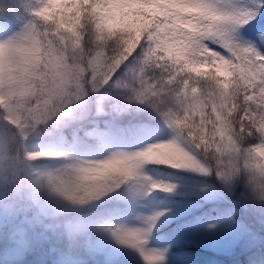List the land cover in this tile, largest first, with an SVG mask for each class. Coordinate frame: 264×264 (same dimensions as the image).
<instances>
[{"label":"snow or ice","instance_id":"6c2138e0","mask_svg":"<svg viewBox=\"0 0 264 264\" xmlns=\"http://www.w3.org/2000/svg\"><path fill=\"white\" fill-rule=\"evenodd\" d=\"M21 3L0 0V21L20 11ZM188 11L196 14L189 18ZM262 13L264 0L230 5L222 0H38L30 11L33 18L19 31L10 25V34L0 39V115L8 121L0 136V183L12 177L17 191L30 188L39 206L30 223H41L53 210L44 194L55 199L57 213L79 211L130 180H151L141 174L148 162L186 159L187 169L211 175L205 160L192 154L208 150L217 153L218 175L227 187L238 189L241 176L246 179L249 190L241 202L264 217V204L258 203L264 202V32L259 43L242 34ZM193 21L195 31L182 26ZM209 40L225 51L211 48ZM137 58L131 83L117 79L115 87L127 90L128 101L158 112L176 133L171 140L133 153L115 152L102 161L28 147L43 126L85 99L89 87L98 92ZM50 158L69 161L66 171L33 167L32 162ZM177 187L170 183L169 193ZM201 191L206 199L214 193ZM0 202L9 217L21 210L7 185L0 188ZM171 213H157L152 234L173 218ZM231 215V210L223 213L208 228L215 232ZM143 217L135 219L141 223ZM82 227L71 219L67 223L70 233ZM93 227L138 250L147 264L167 260L166 249L149 247L152 234L146 237L141 226L113 220ZM33 236L29 230L17 238L27 245ZM62 264H75V258L65 254Z\"/></svg>","mask_w":264,"mask_h":264},{"label":"trees","instance_id":"16d2710c","mask_svg":"<svg viewBox=\"0 0 264 264\" xmlns=\"http://www.w3.org/2000/svg\"><path fill=\"white\" fill-rule=\"evenodd\" d=\"M7 3L8 0H3ZM38 0H22L20 11H13L7 21H0V34L12 29L20 28L24 22L33 17L30 11L37 4ZM226 5L247 3L248 0H222ZM196 13L187 12V17ZM193 23H195L193 21ZM182 25L187 31L192 32L195 28ZM196 25V24H195ZM264 32V13L253 23L242 29V34L246 39L259 43V35ZM182 46V42L178 44ZM211 48L219 51H225L222 47L212 44ZM138 58L130 60L121 67L113 81L101 90L100 94H93L87 99V102H79L71 105L65 113H61L48 125L42 127L39 134H35L27 144L28 147L38 150L61 151L76 147L81 153L92 154L103 150L108 143L107 136L110 139L124 145H135L149 137H154L161 133L173 132L167 126V123L158 112L147 105L132 103L126 99V91L123 88L115 87V80H128L131 77L132 70L137 67ZM103 109V111H102ZM71 113V115H68ZM8 121L0 115V136L6 134ZM87 132H95L94 137H86ZM176 135V133H175ZM168 141L163 138L161 142ZM186 150L192 151L190 145L181 144ZM193 155L200 159L199 153L193 151ZM33 167L38 171L56 172L65 167L69 161L63 159H44L32 162ZM150 169L159 178H184L185 180L197 183H208L218 192L220 186L214 179L205 176L194 169H178L166 164H157L155 162L146 163ZM136 181L130 180L121 185L118 189L98 200L84 206L81 210L74 213L73 222L81 220H90L91 225L85 230L79 232L81 245L74 249L86 247L87 254L92 259H98L102 262V255L98 253L99 248L95 244L101 237L106 235V231L99 230L93 225L97 223L118 220L129 217L136 213L134 203V188ZM243 186L237 189L236 195L227 199L212 197L206 199L204 194H196L190 189L179 188L174 192L166 193L160 190L149 192L150 201L158 205H181L189 201H199L201 204L190 212L178 211L173 218L167 222L158 225L154 230V235L160 240L169 239L170 236L182 228L195 226L199 223H206L213 219H218L223 213L232 211L230 225L232 232L211 237L204 241L190 239L176 242L171 245L170 251L186 264H264V217L256 210L244 207L241 202L240 192ZM42 200L55 206V199L44 194ZM240 202H237V201ZM0 264L9 253L14 241L9 239L10 228L13 224H18L19 220L9 217L0 210ZM240 225L243 228L239 227ZM40 243L35 236L32 237L37 242L34 249L24 258L7 262L5 264H62V258L65 253L61 248H68L67 239L60 241L55 236ZM235 242L232 249H228L225 244ZM93 253V254H91ZM93 255V256H92ZM75 264H83L84 259L75 256ZM115 259L116 264H140L130 249L122 252ZM105 264H115V260Z\"/></svg>","mask_w":264,"mask_h":264},{"label":"rangeland","instance_id":"374dc122","mask_svg":"<svg viewBox=\"0 0 264 264\" xmlns=\"http://www.w3.org/2000/svg\"><path fill=\"white\" fill-rule=\"evenodd\" d=\"M184 15H187V12H185ZM188 26L190 28H195L196 25L195 23L192 22ZM19 30L20 28L14 29V31H19ZM8 34H10L9 31L2 32L0 34V39H3ZM247 40L251 41L250 38ZM212 44H215V42L213 41L209 42L210 47L212 46ZM262 50H264V48H262ZM0 112H2V109H0ZM174 136H175V133H173L172 131L165 132V133L156 135L154 137L147 138L144 141L139 142L135 145H124V144L117 142L116 140L110 139L107 136V139L109 140L108 143L106 144L103 150L97 151L95 154L85 155L81 153L76 147L72 149H68V150H61V151L69 152L78 159L87 160V161H99V160H103L109 157L112 153H115V152L133 153L136 151L143 150L146 146L150 144L161 142L163 138L171 140ZM39 148L40 147L38 146L37 149ZM43 148L49 150L46 145H44ZM141 174L143 177H148L152 181H155V182L163 181L166 183L176 184L178 185L179 188L190 189V190L195 191L196 194H200V195L202 194V191H201L202 189H205V188L214 189L208 183L193 184L192 182H189L185 180L184 178H171V177L159 178L146 164L141 169ZM134 190L135 192H134L133 200L136 205V213L129 217H124V218L115 220L116 223L126 222L128 226L130 227H139L141 226V223L140 221L135 219V217L137 216L150 215L154 212L162 211L165 209H171L172 210L171 215L174 216V214L180 210L190 212L201 204L199 201H195V200L189 201L181 205L153 204L150 201L149 193L144 192V185L142 183L137 182ZM212 197L221 198L222 196L220 195V192H218L217 190H214ZM112 221H108V222H112ZM217 221L218 219H213L206 223H199L195 226L182 228L179 231L175 232L173 235H171L170 238L167 240L158 239L157 237H155L154 232H153L152 240L149 244V247L153 249H158V250L166 249L167 250L166 252L167 264H186L171 253L170 246L173 243L180 242V241H186L190 239H195L197 241H204L208 238L221 236V235H224V234H227L233 231L230 225V221H228L225 224H220L218 229L215 232L208 228L209 223H217ZM74 223H79L83 226L81 231L85 230L92 224L90 220H81V221L74 222ZM104 223H107V222H102V223L98 222L97 224H104ZM1 224H2V221L0 225ZM55 237L59 239L60 241H62L63 239H66L63 237H57V236ZM36 244L37 242H34L33 239L27 245L22 244L20 241H14L9 250V253L3 259L2 264L24 258L31 250L34 249ZM234 245H235V242L234 243L229 242L225 244V246H227L228 249H232ZM95 246L99 248L98 253L102 255L103 257L102 262L101 260H98V259L97 260L92 259L90 261L89 260L90 257L87 255L89 254L88 252L89 250L86 247L79 248L77 249V251L75 250L69 251V249L64 246L62 247L56 246V247L61 248L62 253L70 254L71 256H75L81 260L84 259L83 264H105V263L110 262L111 259L113 260V262L115 260V264H116L117 259L115 258L118 255H120L122 252L126 251L127 249H130L132 251L133 255L137 258L140 264H147V262L144 260V257L140 254L138 250L128 245H122V244L117 243V241L112 237V235L109 232H106V235L101 237L100 240L95 244Z\"/></svg>","mask_w":264,"mask_h":264},{"label":"clouds","instance_id":"9594fccd","mask_svg":"<svg viewBox=\"0 0 264 264\" xmlns=\"http://www.w3.org/2000/svg\"><path fill=\"white\" fill-rule=\"evenodd\" d=\"M209 42H211V40H209L208 43ZM129 55H131V53H129ZM128 81L129 83H131V77L128 79ZM102 89H104V87H100V90L98 92H92L91 88L89 87L88 95L81 102H87V99L91 97L93 94H100ZM125 91L127 94L126 89ZM42 130L43 129H40V131ZM94 136H95V132L86 133V137H94ZM199 155L205 160L208 167L212 170V174L208 176L214 179L216 183L220 186V189H219L220 195L224 199H227L233 195H236L237 187L235 186L231 188L227 187L224 181L222 180V178L218 175L217 153L214 150H208V151H201ZM99 161H102V160H99ZM189 163L190 161L186 159L173 160L171 163H166L164 160L158 161V164H166V165H170L173 168H178V169L186 168V166ZM65 171H66L65 169H61L62 173H64ZM240 182L241 183H240L239 188L243 186V190L240 192L239 195L242 198L244 192L249 189L247 188L246 179L243 176H241ZM141 183L144 185L145 193H149V192L156 191V190L169 193L170 183H166L163 181L156 183L152 180H144ZM5 185L9 186L11 195L21 202V210L14 217V219L19 220V223L13 224V226L10 228V232H9L10 240L19 241L17 237L21 232L27 235L29 230H31L35 238L40 243H44L50 240L51 236L49 234H51L52 236L66 238L68 242L69 251L74 250L81 245L80 233H70L67 230L68 221L70 219L71 220L75 219V215H74V213L76 212L75 210L69 211V212L57 213L54 210V206H52L53 210L47 217H44L42 219L41 223H38V224L30 223V221L34 217H36L39 213V206L32 199L30 188L27 185H25L23 188L17 191L16 183L13 182L12 177H8L6 181L0 183V188L5 187ZM202 194L205 195L204 192H202ZM237 202H240V201L238 200ZM2 203L3 202H0V204ZM258 203L264 204V202H258ZM158 212H154L150 215H144L141 221V227L146 237H150L152 234V230L154 229L156 221L159 218L157 216ZM37 229H39V233H37L36 231ZM162 264H167V260L165 259V261H162Z\"/></svg>","mask_w":264,"mask_h":264}]
</instances>
